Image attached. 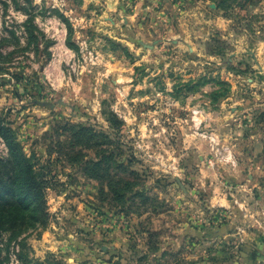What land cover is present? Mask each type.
Wrapping results in <instances>:
<instances>
[{
    "label": "clouds",
    "instance_id": "9594fccd",
    "mask_svg": "<svg viewBox=\"0 0 264 264\" xmlns=\"http://www.w3.org/2000/svg\"><path fill=\"white\" fill-rule=\"evenodd\" d=\"M33 2L51 58L20 35L27 13L17 44L3 33L17 13L0 10V45L12 54L0 58V150L18 145L39 185L32 210L0 223V264H107L101 246L147 264H264V0L215 9L219 0ZM49 7L55 15L38 14ZM216 33L226 46L210 53ZM65 125L102 138L81 145L79 163L54 134ZM113 153L123 171L100 183L83 171ZM141 192L150 205L115 215Z\"/></svg>",
    "mask_w": 264,
    "mask_h": 264
},
{
    "label": "rangeland",
    "instance_id": "374dc122",
    "mask_svg": "<svg viewBox=\"0 0 264 264\" xmlns=\"http://www.w3.org/2000/svg\"><path fill=\"white\" fill-rule=\"evenodd\" d=\"M255 0H219L218 4L211 5V8L215 9L217 7H223L228 8L231 7L233 4H237L240 8L248 7L250 4L254 3ZM12 7L14 11L17 13V16L13 18V23L11 25V28L4 27L3 33H8L11 38L12 42L19 43V38L17 36V30L20 29L21 23L17 22L18 18L21 14L27 13L29 19L26 21H23V27L24 32H21L20 35L26 37L29 44H35L36 50L40 56H44L46 53L48 54L49 58H51V54L48 53V43H43V48L41 49V43L43 42V37L38 36L37 32L34 31V24L32 22V18L35 14H37V8L40 6L37 4H34L33 0H0V10H2L3 15H8V9ZM56 9L54 8H45L38 14L41 16H49L56 14ZM239 20H237V24H239ZM0 39H4L2 35H0ZM54 43L57 45L59 55L61 58H64L68 55L67 49L65 47V44L62 39L57 38ZM161 41L157 40L155 41V44H148L143 43L144 49H150L153 48L155 45H159ZM173 44L177 43L176 41H172ZM75 45H69V47H74ZM226 46V42L221 39L219 33H216L215 35L211 36L209 41H207V48L210 53L221 51ZM12 55L10 52L7 51V49L0 45V58H7L8 56ZM193 60L198 59V57L193 54L191 57ZM233 59L234 57H228L224 61V66L229 69L233 70ZM0 70H6L0 68ZM209 73H212L214 71H217L216 69H209ZM17 79L20 78V74H16ZM57 103L62 104V100H58ZM42 108H52V104H42ZM258 123L261 125H264V115H261L258 117ZM66 138V155L67 159H69L72 162L79 163L82 157L80 156L81 151V145L87 146L91 148L93 145H96L98 142L101 141V137L98 135H94V133L91 130H77L72 125H65L62 129L58 128L56 133ZM0 135H5L7 137V130L6 129H0ZM68 141H71L70 144H68ZM11 149L14 148L15 150H11L10 153L5 154L3 150H0V159H9L10 157L19 156L20 149L18 145H11ZM105 152L108 151V149H104ZM16 152V153H15ZM116 153H113L111 156H105V158L97 164H89L87 166H82V169L84 172H87V174L91 177L96 178V183H100L102 179L109 175L110 173H118L123 171V166L117 167L115 164L116 160ZM203 159V157H201ZM251 179V177H250ZM70 183L76 184L78 183L77 176L74 174L70 178ZM183 187V185H181ZM70 195H76L78 196V192H73ZM104 195L103 188H101V196ZM132 200V205L129 206V208H121L118 209L115 215L119 216L121 212H124L126 215L128 211L131 210L132 206H143L145 204L150 205L153 202V196L147 194V193H135L133 197L130 198ZM46 214L44 219L46 220ZM159 220H154V225H158ZM168 232L167 228H161L160 232L152 233L151 239L155 241L157 238L163 239V233ZM220 230L217 229V232L215 235H219ZM195 238V236H193ZM132 247L134 248L135 245L133 243ZM242 252H245L249 255H255V252L248 247H242ZM101 252L104 253L103 259L106 260L107 264H112L113 257L116 256H123V259H125L128 264H147V258L145 256H138L134 251L131 255H123L117 250L109 249L107 247L101 246ZM51 264V261H50ZM117 264H119V261H117Z\"/></svg>",
    "mask_w": 264,
    "mask_h": 264
},
{
    "label": "trees",
    "instance_id": "16d2710c",
    "mask_svg": "<svg viewBox=\"0 0 264 264\" xmlns=\"http://www.w3.org/2000/svg\"><path fill=\"white\" fill-rule=\"evenodd\" d=\"M38 188L36 174L21 154L0 159V223L14 225L22 219L20 213L32 210Z\"/></svg>",
    "mask_w": 264,
    "mask_h": 264
}]
</instances>
